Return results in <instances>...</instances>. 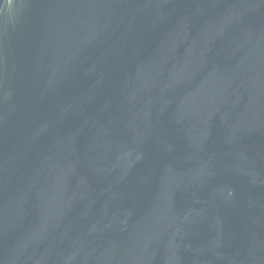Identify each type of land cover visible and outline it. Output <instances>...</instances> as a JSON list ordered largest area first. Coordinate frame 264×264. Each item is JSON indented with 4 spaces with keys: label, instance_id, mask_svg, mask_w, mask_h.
<instances>
[{
    "label": "water",
    "instance_id": "1",
    "mask_svg": "<svg viewBox=\"0 0 264 264\" xmlns=\"http://www.w3.org/2000/svg\"><path fill=\"white\" fill-rule=\"evenodd\" d=\"M0 264H264V0H0Z\"/></svg>",
    "mask_w": 264,
    "mask_h": 264
}]
</instances>
